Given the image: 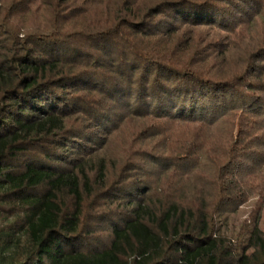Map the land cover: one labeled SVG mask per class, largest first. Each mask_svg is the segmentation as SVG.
I'll list each match as a JSON object with an SVG mask.
<instances>
[{
  "label": "trees",
  "instance_id": "trees-1",
  "mask_svg": "<svg viewBox=\"0 0 264 264\" xmlns=\"http://www.w3.org/2000/svg\"><path fill=\"white\" fill-rule=\"evenodd\" d=\"M263 209L264 0H0L11 264H264Z\"/></svg>",
  "mask_w": 264,
  "mask_h": 264
},
{
  "label": "rangeland",
  "instance_id": "rangeland-1",
  "mask_svg": "<svg viewBox=\"0 0 264 264\" xmlns=\"http://www.w3.org/2000/svg\"><path fill=\"white\" fill-rule=\"evenodd\" d=\"M254 209L253 201H249L237 209L223 215L221 217L223 228L225 231H236L241 227L245 220H251L252 213ZM9 220L11 218H8ZM3 226V222L0 218V228ZM5 232V233H2ZM0 234H6L8 231L4 230ZM264 246V209L260 212L258 218V227L255 233L252 236V244L247 250L246 254L248 255L252 250ZM13 245L0 246V259L4 264H11L10 257L12 256Z\"/></svg>",
  "mask_w": 264,
  "mask_h": 264
},
{
  "label": "built area",
  "instance_id": "built-area-1",
  "mask_svg": "<svg viewBox=\"0 0 264 264\" xmlns=\"http://www.w3.org/2000/svg\"><path fill=\"white\" fill-rule=\"evenodd\" d=\"M0 264H2V263L0 262Z\"/></svg>",
  "mask_w": 264,
  "mask_h": 264
}]
</instances>
